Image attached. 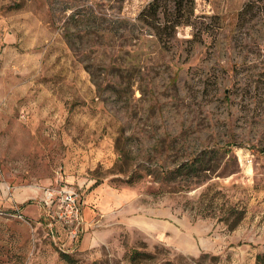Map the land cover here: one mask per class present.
<instances>
[{
	"label": "rangeland",
	"instance_id": "rangeland-1",
	"mask_svg": "<svg viewBox=\"0 0 264 264\" xmlns=\"http://www.w3.org/2000/svg\"><path fill=\"white\" fill-rule=\"evenodd\" d=\"M149 1L0 0V264H264V0H195L169 50L130 25Z\"/></svg>",
	"mask_w": 264,
	"mask_h": 264
},
{
	"label": "trees",
	"instance_id": "trees-1",
	"mask_svg": "<svg viewBox=\"0 0 264 264\" xmlns=\"http://www.w3.org/2000/svg\"><path fill=\"white\" fill-rule=\"evenodd\" d=\"M194 7L195 0H150L138 12L134 20L130 22V25L155 37L162 49L169 50L178 27L193 25ZM120 21L127 23L125 20ZM197 39L196 34H193V37L189 41L192 43ZM206 162L204 154H199L192 162L181 164V166L171 172L175 175L194 172L205 166ZM142 254L148 256L146 253L133 251L130 259L134 261V259ZM59 255L63 259L71 260L64 252H61ZM262 261L263 257L258 255L257 264H262Z\"/></svg>",
	"mask_w": 264,
	"mask_h": 264
},
{
	"label": "built area",
	"instance_id": "built-area-1",
	"mask_svg": "<svg viewBox=\"0 0 264 264\" xmlns=\"http://www.w3.org/2000/svg\"><path fill=\"white\" fill-rule=\"evenodd\" d=\"M40 206L42 210L67 227L71 243L78 237L80 230L83 229V220L80 195L77 191L67 186L46 187L40 200Z\"/></svg>",
	"mask_w": 264,
	"mask_h": 264
},
{
	"label": "crops",
	"instance_id": "crops-1",
	"mask_svg": "<svg viewBox=\"0 0 264 264\" xmlns=\"http://www.w3.org/2000/svg\"><path fill=\"white\" fill-rule=\"evenodd\" d=\"M80 208H81V198H80ZM39 217L46 223V225L48 226V233L49 235L51 236V239L53 242H55V244H58L59 247L63 250V251H68L70 246V242L68 240H64V239H61V237H58V235L60 234V232H58V229H57V224H59L60 222H58L57 220H55L51 214L49 213H46L45 210H42L40 209V213H39ZM81 217H82V220L84 219L83 217V212H82V209H81ZM122 223V222H121ZM124 224H126L125 222H123ZM122 223V224H123ZM61 224V223H60ZM56 240L59 242H56ZM60 240V241H59ZM101 241V240H100ZM97 244H101V242H96V243H90L89 242H83L80 244V248L81 249H85L86 247L88 246H97ZM66 248V249H65Z\"/></svg>",
	"mask_w": 264,
	"mask_h": 264
}]
</instances>
